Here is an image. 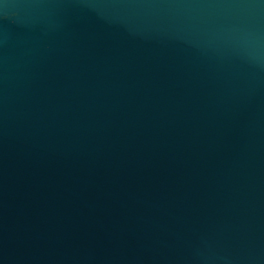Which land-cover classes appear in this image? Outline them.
I'll use <instances>...</instances> for the list:
<instances>
[{"label":"water","instance_id":"water-1","mask_svg":"<svg viewBox=\"0 0 264 264\" xmlns=\"http://www.w3.org/2000/svg\"><path fill=\"white\" fill-rule=\"evenodd\" d=\"M0 264H264V0H0Z\"/></svg>","mask_w":264,"mask_h":264}]
</instances>
